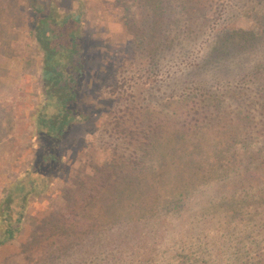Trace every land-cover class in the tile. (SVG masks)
Wrapping results in <instances>:
<instances>
[{
    "label": "rangeland",
    "instance_id": "1",
    "mask_svg": "<svg viewBox=\"0 0 264 264\" xmlns=\"http://www.w3.org/2000/svg\"><path fill=\"white\" fill-rule=\"evenodd\" d=\"M157 5V0H88L85 22L92 71L80 107L92 118L77 126L62 143L66 170L49 179L48 194L32 205L35 214L50 205L54 210L62 208V191L72 188L81 174L92 173L90 163L102 165L110 160L116 147H121L127 161L138 160L148 169L155 165L162 171V178L156 174L151 181L155 190L159 184L168 193L166 197L172 198L168 190L174 186L171 191L179 192L186 175L182 168L192 167L191 158L205 162L207 168L202 171L209 178L211 164L218 160L211 158V151L221 142L225 144L228 135L241 128L251 135L253 146L247 147L241 138L227 148L228 156L221 160L226 167L222 175L209 181L201 176L190 197L182 198L180 208L162 214L152 210L150 215L143 214L145 209L139 206L124 213L127 231L121 236H83L71 244L73 247H67L57 238L65 234L44 231L36 235L29 220L18 239L0 249V264H191L185 262L186 256L214 264L218 251H227L233 241H239L225 235L224 228L250 235L245 257L238 262L232 253L225 257L226 264H246V260L256 263L262 254L264 83L252 77L251 70L259 64L264 39L258 46L261 53H237L231 56L229 65L206 62L204 57L230 32H256L264 0H164L162 21ZM76 7L73 0H65L64 8ZM32 30L28 0H0V193L30 167L36 151L31 115L40 102V55ZM130 111L141 115L143 136L151 131L138 150L120 131L114 133ZM207 111L212 116L209 122ZM203 120L206 123L201 131ZM184 132L188 142L182 144L180 158H173L168 165L158 154H145L149 145L158 147L162 139L175 134L180 139ZM126 169L118 167L124 179L130 174ZM217 189L222 191L216 195ZM245 189L254 194L256 202H251L232 223L224 221L230 220L231 213L210 212L211 201L222 198L221 193L232 195ZM58 192L62 193L58 196ZM108 202L100 199L97 213H104ZM216 216L222 225L214 226ZM200 249L206 254L202 255Z\"/></svg>",
    "mask_w": 264,
    "mask_h": 264
},
{
    "label": "trees",
    "instance_id": "2",
    "mask_svg": "<svg viewBox=\"0 0 264 264\" xmlns=\"http://www.w3.org/2000/svg\"><path fill=\"white\" fill-rule=\"evenodd\" d=\"M28 1L33 13L32 32L40 55V102L31 115L34 124L32 139L35 142L32 146L36 151L30 167L16 179L10 180L0 193V249L15 242L23 234L25 224L29 220L36 229L34 232L36 235L41 236L45 232L65 234L66 237L60 235L57 238L62 246L66 245L67 247H73L71 244L83 236L98 238L107 233H111L112 236H121L125 230L127 231L126 224L123 222L125 218L127 219V215L124 213L133 211L139 206L145 209L143 214L149 213L150 215L153 214L152 210L154 212L157 210L158 214H162L164 211L169 212L171 209L180 208L182 198L190 197L191 189L193 187L195 189L201 176L203 181H209L215 175L216 178L222 175V171L226 167L221 160H225L228 156V149H231L241 138L245 139L247 147L253 146L251 135H246L241 128H238L232 136L228 135L225 144L221 142V146H215L211 151V158L215 157L218 160L215 163L216 166L211 164L212 175L209 178L205 177L203 172L205 162H197L191 158L189 164L192 167L190 169L182 168V174L186 175L182 179L179 192L171 191L175 189L174 186L168 190L172 198L166 197L168 193L160 188L159 184L158 191L155 190V184L151 181V177L156 174H158V178H162V171L159 172L155 165L149 166L148 169V165L138 164L139 161L136 160V157L132 158L136 162L129 158L127 161L121 147H116L113 149V156L110 160L107 159L102 165L90 163L89 167L92 169V173L81 174L75 179L72 188L65 189L62 191L63 193L58 192V196L59 193H62V197L65 199V205L62 208L54 210L50 205L46 210L35 214L32 205L36 204L37 199L48 194L49 179L56 173H64L66 170L67 164L62 162L61 157L62 143L77 126L89 122L92 118L91 114L85 113L80 107L81 98L85 95L86 86L89 85L92 68L87 52L89 46L85 22L88 0H73L77 7L71 10L64 8L65 0ZM147 1L151 3L154 0ZM157 2L162 21L165 19V17L162 18L164 0H157ZM262 11L263 14L257 19L259 29L256 32L242 29L230 32L219 46L216 44L213 50H209L204 57L206 62L215 60L213 62H221V64L216 62L217 65H229L231 56L237 55V53H248V55L255 51L261 53L258 46L264 39V8ZM261 54V58L257 60L258 66L251 70V76L264 83V48ZM219 57L220 59H218ZM205 115L209 122L212 117L211 112L207 111ZM187 116L188 114L185 115V117ZM204 120L201 121V127L203 126L201 131L205 128ZM121 121V125L118 126V130H114V133L120 131L119 134H122L125 139L128 138L129 143H135V150L140 149V146L147 142L151 133L149 131L144 136L142 135L144 128L141 115L130 111L128 118L124 116ZM198 124L199 122L195 125ZM262 128L264 129V126ZM262 133L264 134V132ZM176 136L175 134L166 140L162 139L158 147L149 145L144 150L145 154H158L164 161V165H168L173 158H180L182 144L188 142L186 140L189 137L187 133L181 134L180 139H177ZM122 166L127 167L126 171H130L127 172L130 174L125 179L120 175L122 171L118 170V167ZM191 169H195V171L192 172ZM201 172L203 173L201 174ZM127 178H129L128 181H126ZM248 185L250 187L251 182ZM250 190L252 191L253 188ZM221 191L222 189H217L215 194H220ZM227 191L228 189H225V193ZM246 191V189L242 192L235 190L232 195L225 196H222L225 193H221L220 197L222 198L216 199L215 202L211 201L210 212L212 210L214 213L225 212L227 215L231 213V221H224L226 224L232 223L245 212L247 206L254 200V194ZM100 199L101 201L109 200L107 210L102 214L97 213L99 212L97 210L100 206ZM260 199L264 200V193H261ZM156 201H158L157 207L153 206ZM48 203L50 204V202ZM247 222L245 220V224ZM212 223L214 226L222 225L217 216ZM224 230L225 235L234 236L239 241L237 243L233 241L227 251H218L215 257L213 256L214 264H226L225 257L232 255L239 262L247 254L245 252L246 240L250 235H240V230L235 232L233 228L229 230L224 228ZM228 241L230 243V240ZM229 243L223 242L227 247ZM113 244L114 241L111 242V246ZM262 248V254L258 256L256 263L246 260V264H264V244ZM232 250L235 251L232 252ZM200 251L202 255L207 252L203 249ZM184 260L191 264H211L203 260L192 259L190 256H186Z\"/></svg>",
    "mask_w": 264,
    "mask_h": 264
}]
</instances>
